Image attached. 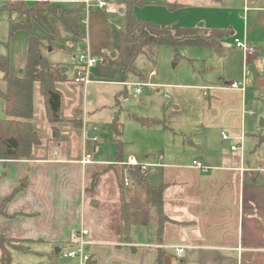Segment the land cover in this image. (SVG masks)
I'll list each match as a JSON object with an SVG mask.
<instances>
[{
  "label": "crops",
  "instance_id": "1",
  "mask_svg": "<svg viewBox=\"0 0 264 264\" xmlns=\"http://www.w3.org/2000/svg\"><path fill=\"white\" fill-rule=\"evenodd\" d=\"M17 1L29 7L38 2H49L51 9H55L46 13L45 21L36 18L32 22L33 33L50 46L45 52L46 57L49 52L58 50L71 54L76 48L103 57V50L90 45L87 31L76 28L66 19L69 13L88 9L85 0H0V56L10 57L14 75L21 76L26 71L28 34L21 30L10 36L12 16L3 8ZM123 1L120 0L119 7L125 8ZM65 4L71 7L67 8ZM123 42L125 61L126 41ZM112 57H115L114 53ZM77 58L70 64L49 60L61 66L62 72L65 68L63 73L67 76L68 72L71 73L68 81L57 86L63 93V121L59 125L61 136L54 139L46 110L42 117L41 106L43 109L45 106L39 84H36L34 126L41 144L34 147L28 158L0 160V229L7 237L23 241L32 250V253H17L41 255L50 248H56V253L61 254L63 250L58 246L74 247L84 239L88 242L85 252L91 256L88 264H158L160 256L162 264H264V152L258 147L260 140L258 142L257 138L246 133L245 119L248 116L243 115V110L259 103L247 101L248 88L245 95L234 90L235 96L241 94V105L235 110L226 105L223 119L229 130L221 131L228 132L236 142L243 136V153L222 149V145L225 148L230 146L222 136L219 138L221 141H213L214 138L209 135L214 127L210 126L204 128L206 136L201 137L198 144L190 141L199 150H205L199 159L184 164L174 158L166 161L165 155H162L158 163L146 161L151 164L147 174H150L152 184L167 185L163 211L170 221L164 225L161 242L158 218L148 206L146 191L137 187L128 175L123 179L122 191L131 204V227L129 230L125 228L127 236L124 240L122 232L120 239H103L97 236L109 234L112 222L96 218L98 202L94 198L87 201L89 183L95 176L94 172H100L102 166L123 164H116L117 149L114 156L109 157L107 149L100 145L99 127L93 126L91 131L87 129L91 112L80 93L85 92L88 85L77 84L73 80ZM251 58L245 59L243 55L244 65ZM97 69L98 66L93 69L97 77L108 74ZM128 77L121 70L118 79L92 81L123 86ZM243 81L246 84L245 78L238 83ZM0 84V90L6 93L7 83L1 71ZM232 97L225 95L227 102ZM0 101L3 110L0 118H4L5 99L0 98ZM112 126L113 123L110 128L116 144ZM207 131H210L209 135ZM230 143L232 145V141ZM88 156L92 162L84 164L83 160ZM127 159L124 157V162ZM140 159L145 162L143 157ZM195 162L201 163L207 170L196 168ZM126 178L129 179L128 186ZM102 195L108 196L105 193ZM116 196L115 191L111 197L108 196L109 203H116ZM136 203L142 206L139 215ZM104 207L107 213L112 206ZM83 229L88 232L85 236L81 233ZM34 245L47 248L33 249ZM239 247L242 248L241 253ZM179 249L184 251L179 253ZM72 251L76 250L73 248L64 252V258L68 259L65 254Z\"/></svg>",
  "mask_w": 264,
  "mask_h": 264
},
{
  "label": "rangeland",
  "instance_id": "2",
  "mask_svg": "<svg viewBox=\"0 0 264 264\" xmlns=\"http://www.w3.org/2000/svg\"><path fill=\"white\" fill-rule=\"evenodd\" d=\"M134 3V13L137 18L158 24L162 27L179 26L195 28L203 24L208 29L230 30L231 36L224 40L223 47L212 49L206 47L182 46L175 50L171 46H160L155 49L154 56H141L136 61V74L127 78V82H144L150 80V74L155 71L156 76L151 83L157 86H144L142 94L136 95L133 86H118L110 83L93 82L88 85L81 97L91 112L87 120V129L93 126L100 128L102 147L107 149L109 157L114 156L116 144L113 141L111 124L115 118V111L119 112V123L123 126L122 154L125 158L134 156L138 160L143 157L145 162H160L165 155L166 161L174 158L181 163H191L202 157L204 149L199 150L190 144H198L203 136L204 128L214 127L207 135L219 142L221 131H228L229 127L223 119L226 105L235 110L241 105V94L228 86L233 82L246 80L248 94L247 101H258L260 111L254 117H246V133L258 139L261 151L264 152V128L260 126L264 120V0H248L249 12L244 18V2L240 0H131ZM92 4L98 0H91ZM120 0H110L104 9L92 6L84 11L69 13L66 19L76 28L87 31V40L95 49L103 50L105 63L99 64L97 70H104L108 74L97 77L95 70L91 72L92 79H118L124 65V40L127 22V8L119 7ZM144 2V4L142 3ZM167 4H177L178 7L168 8ZM67 8L71 5H66ZM83 6V5H82ZM125 9V10H124ZM55 9H53L54 12ZM123 10V12H121ZM52 11V9H51ZM70 15V16H69ZM87 21V24L83 23ZM245 31L248 41L259 47L261 53L251 58L244 65L243 54L234 44L236 38H243ZM53 51V47L51 48ZM80 48L70 53L53 51L47 54L51 62L70 64L80 55ZM115 57H112V54ZM71 77V73L68 72ZM262 80L263 83H260ZM2 85V84H0ZM1 88V87H0ZM60 88V85H59ZM85 94V95H84ZM225 95L233 96L227 102ZM85 97V98H84ZM218 99V100H217ZM119 101V105L118 104ZM0 101V116L3 110ZM44 107L42 117H44ZM40 110H38L39 112ZM96 112V113H95ZM146 120L156 123L146 124ZM218 129L217 131L215 129ZM43 131V130H42ZM228 134V132H226ZM230 138L232 136L228 134ZM238 144L239 142H233ZM222 149L231 152L230 148ZM112 159H114L112 157ZM89 183L87 201L94 198L98 202L96 218L112 222L109 234L98 238L126 239L124 223L120 219V200L124 196L122 191L123 179L130 177L137 187L142 186L136 179L126 173L122 166L108 165L101 167L100 172H94ZM144 189V188H142ZM117 193L116 203H109L108 196ZM118 191V192H117ZM112 192V193H111ZM105 193L108 196H103ZM93 201V200H92ZM111 205L106 213L104 206ZM137 203L135 204V206ZM142 207V206H141ZM140 205L136 210L140 211ZM137 218V214H136ZM155 219V218H154ZM77 246H58L62 249L50 248L46 254L26 255L13 252L14 264H80L79 256L64 258V252ZM44 245H34L33 249H45Z\"/></svg>",
  "mask_w": 264,
  "mask_h": 264
},
{
  "label": "trees",
  "instance_id": "3",
  "mask_svg": "<svg viewBox=\"0 0 264 264\" xmlns=\"http://www.w3.org/2000/svg\"><path fill=\"white\" fill-rule=\"evenodd\" d=\"M137 1L125 0L127 8V22L125 27V64L122 68L125 76L136 74V61L141 56H154L155 49L160 46H171L175 50L179 47H206L219 49L223 42L231 36L230 30L208 29L205 27L184 28L179 26L162 27L158 24L146 22L136 17L134 3ZM137 3H141L138 1ZM144 4V2H142ZM168 8L178 7L177 4H167ZM12 16L10 19V36L18 31L28 34V64L21 76H16L10 68V57L0 56V71L4 74L7 83L5 99V117L0 118V160L24 159L31 156L34 147L41 144L40 136L34 126V91L39 84L43 98L47 120L51 125L54 139L61 136L59 125L63 93L58 89L59 83L68 81L67 73L62 72V67L53 64L46 57L44 41L33 33L32 22L34 19L46 20V13L51 11L49 2H38L29 7L24 2H11L3 8ZM53 11V10H52ZM14 14L16 16H14ZM151 58V57H150ZM119 105V101L118 104ZM119 112L115 113L112 130L115 135L117 147L116 164H123V126L119 123ZM146 124L156 123L155 120H146ZM144 188L147 203L156 214L159 222V239L161 242L164 225L170 219L165 216L163 207L164 193L167 185H154L150 174H143L141 166L122 165ZM151 171V170H150ZM120 219L126 230L132 224L131 204L125 195L120 200ZM0 264H13V252L32 253L23 241L7 237L0 229ZM158 264H162L161 256Z\"/></svg>",
  "mask_w": 264,
  "mask_h": 264
},
{
  "label": "built area",
  "instance_id": "4",
  "mask_svg": "<svg viewBox=\"0 0 264 264\" xmlns=\"http://www.w3.org/2000/svg\"><path fill=\"white\" fill-rule=\"evenodd\" d=\"M240 1L244 2V4H245V6H244V18L246 20L247 19V13L250 10L249 5H248V0H240ZM109 2H110V0H98V2L96 4H92L91 0H85V4L87 5V8H89L91 6H97L99 9H104L108 6ZM84 23L87 24V21H84ZM234 44L237 48H239L242 51L245 59L255 57L256 55L261 53V49L259 47L251 44L248 41L246 31H245L243 38H241V39L236 38L234 40ZM105 59L106 58H104V57L94 56L89 50L81 52L77 58V66H76L75 75H74V79H73L74 82L77 84H83V85H89L90 83H92L93 81L91 78V72L99 64L105 63ZM155 76H156V72L153 71L150 74V80H151V78H154ZM150 80L149 81L144 80V82H136V83L123 82L122 85L135 87L136 88L135 93L140 95V94H142V88L144 86H155V84L151 83ZM228 88L232 89V90H239L244 95L246 94V91H247V87H246V84L244 81L242 83L233 82V83H231L230 86H228ZM259 109H260L259 103H255L253 106H250L249 108H244L243 115L252 116V117L256 116ZM222 137H223V140L228 143V145L230 146L232 151H240L241 153L244 152V146H243L244 137L243 136L239 139L238 144L233 143V142H236L235 138H230L226 132L222 133ZM94 140L96 141L97 138H94ZM231 141H232V145L230 143ZM91 162H92V160L90 159V156L84 158V160H83L84 164H88ZM123 165L141 166L143 174H147L149 171V168L151 167V164L144 163L143 161L138 160L134 156L128 157V159L123 163ZM195 166H196V168H198L202 171L207 170V168L204 167L201 163L195 162ZM125 183H126V186L129 185V179L128 178L125 179ZM81 233H82V236L83 235L85 236L88 234V232L84 229L82 230ZM87 245H88V242L84 241V239H83L80 242L79 249L77 251H72V252L66 253L65 257L71 258V257L79 256V258L81 260V264H88L89 261L91 260V256L85 252V246H87ZM238 250L240 253L242 252L241 247H239ZM183 251H184L183 249L178 250L179 253H182Z\"/></svg>",
  "mask_w": 264,
  "mask_h": 264
},
{
  "label": "water",
  "instance_id": "5",
  "mask_svg": "<svg viewBox=\"0 0 264 264\" xmlns=\"http://www.w3.org/2000/svg\"><path fill=\"white\" fill-rule=\"evenodd\" d=\"M121 11H123V10H121ZM199 27H203V24H201ZM63 72H65V68H63ZM260 83H263L262 80L260 81ZM0 98H2V99H6L7 98L6 93L3 92L2 90H0ZM260 126L262 128H264V120H261Z\"/></svg>",
  "mask_w": 264,
  "mask_h": 264
}]
</instances>
